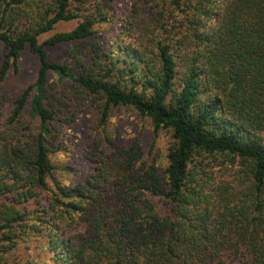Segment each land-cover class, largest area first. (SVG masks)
Masks as SVG:
<instances>
[{
	"label": "trees",
	"instance_id": "trees-1",
	"mask_svg": "<svg viewBox=\"0 0 264 264\" xmlns=\"http://www.w3.org/2000/svg\"><path fill=\"white\" fill-rule=\"evenodd\" d=\"M171 1L184 13L181 32L160 36L156 50L118 43L117 52L97 40L103 8L79 12L88 0L0 2L2 76L26 47L39 59L35 82L0 133L4 250L31 227L52 253L47 264H264V0ZM78 17L71 31L39 41ZM57 43L71 44L76 67L49 59L45 45ZM51 71L104 98L102 124L124 106L150 118L155 131L170 130L164 173L118 156L84 187L58 180L46 144ZM26 108L38 120L33 140L18 132ZM220 156L235 165L233 180L211 174ZM9 193L19 203L43 195L44 212L28 223L22 208L4 203Z\"/></svg>",
	"mask_w": 264,
	"mask_h": 264
},
{
	"label": "rangeland",
	"instance_id": "rangeland-1",
	"mask_svg": "<svg viewBox=\"0 0 264 264\" xmlns=\"http://www.w3.org/2000/svg\"><path fill=\"white\" fill-rule=\"evenodd\" d=\"M171 3V0H88L84 9L81 8L79 12L92 13L93 10L103 8L104 15L97 17L100 21L95 26L102 51L117 52L118 43L156 50L155 45L160 36L173 38L177 32L183 30L180 22L183 21L184 13L174 8L175 5ZM2 5L4 6V3ZM80 19L81 17H78L57 23L53 30L41 34L39 41L45 44L56 33L71 31ZM162 23L164 25L161 27ZM45 48L50 60L69 62L74 67L78 65L70 54L71 44H46ZM7 52L8 49L0 41V133L6 127L16 99L26 87L35 82L39 69L38 56L26 47L17 64L12 62L6 75L2 76L1 69ZM80 54L84 56L85 65H89L92 56L90 47L84 48ZM48 82L47 104L54 112V119L48 125L46 144L50 148V157L56 167L55 177L63 184L69 182L71 185L80 184L84 187L86 182L94 180L99 173L109 171L108 166L112 165L118 156H136L134 161L132 160L135 167L144 166L145 163L151 164L157 167L160 174L164 173L167 165L166 154L171 141L170 130L155 131L150 118L124 106L113 108L107 122L102 124L101 111L105 101L101 95L80 89L70 79L60 80L59 75L53 71L48 74ZM37 123L38 120L33 118L29 108H26L17 123L18 132L24 135V138L33 140L38 135ZM110 141L112 146L109 145ZM127 151L129 153H126ZM117 164L118 162L114 165ZM234 167L227 156H220L211 167V174L216 179L226 174L229 180H233L232 172L236 168ZM50 183L54 186L53 181ZM87 186L92 184L89 182ZM42 198L43 195H40V202L29 199L19 203V198L14 199V193H9L4 203L22 208L25 219L32 223L34 216L44 212L43 207L45 209L46 205ZM76 229L77 227L68 229L67 236L75 233ZM23 230L26 233L21 232V237L6 250L5 247H0L7 264L52 262V253L44 237L35 235L31 227ZM2 244L4 243L0 240V246Z\"/></svg>",
	"mask_w": 264,
	"mask_h": 264
}]
</instances>
